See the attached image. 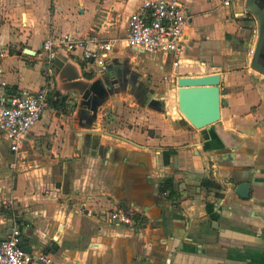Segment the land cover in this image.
<instances>
[{
  "label": "crops",
  "instance_id": "obj_1",
  "mask_svg": "<svg viewBox=\"0 0 264 264\" xmlns=\"http://www.w3.org/2000/svg\"><path fill=\"white\" fill-rule=\"evenodd\" d=\"M142 1L0 0V81L12 92L45 85L43 41L65 34L115 40L117 59L149 61L165 78L150 93L158 104L147 130L113 127L103 107L89 127L78 109L56 111V100L17 159L0 141V240L10 233L2 204L13 200L23 242L54 264H264V78L250 66L257 21L245 0H175L191 23L173 70L170 56L126 48L125 24ZM67 57L84 82L98 77L78 51ZM214 75L220 120L195 129L171 86ZM118 209L131 226L110 224Z\"/></svg>",
  "mask_w": 264,
  "mask_h": 264
},
{
  "label": "built area",
  "instance_id": "obj_2",
  "mask_svg": "<svg viewBox=\"0 0 264 264\" xmlns=\"http://www.w3.org/2000/svg\"><path fill=\"white\" fill-rule=\"evenodd\" d=\"M224 5L228 6L229 1ZM190 23L189 13L180 2L143 0L128 18L126 48L152 56H170L171 67L176 70L182 65L183 36ZM115 44V40L100 41L96 37L49 36L42 44L46 65L42 72L46 80L43 87L37 91L12 92L5 81H0V141L6 142L8 152L15 159L27 145L32 128L50 108L49 94L59 89L56 87L55 58L59 54L68 58L78 51L93 72L100 74L111 60L118 58ZM4 55V51L0 52V58ZM10 168L14 169L15 163ZM2 208L9 213L10 233L0 240V264H54L49 254L26 253L19 245L23 241L20 228L24 221L15 210L13 200L3 203ZM107 217L110 224L115 225L131 226L133 222L131 216L120 209Z\"/></svg>",
  "mask_w": 264,
  "mask_h": 264
},
{
  "label": "water",
  "instance_id": "obj_3",
  "mask_svg": "<svg viewBox=\"0 0 264 264\" xmlns=\"http://www.w3.org/2000/svg\"><path fill=\"white\" fill-rule=\"evenodd\" d=\"M243 8L246 12L252 14L257 21V42L252 54L250 66L252 70L264 78V0H245ZM105 12H99L97 15L94 24L96 31L103 25L106 16ZM24 53L29 54L30 52L24 50ZM135 54L140 55L145 53L135 52ZM129 61L130 58L128 57L121 60H111L106 70L98 74V77L92 83H101L102 88L106 92L119 86L117 72L122 71L123 67L129 64ZM53 63L57 81L60 84L59 89L55 92V96L62 98L70 92H75L81 98L86 99L89 95V84L91 83L82 80L77 69L65 56L59 54ZM218 84L219 77L214 75L201 78H179L171 86L172 90L177 89L178 111L195 129L206 128L219 122L221 101L219 98ZM63 88H65L66 93L62 91ZM143 93L153 106L158 104L156 100H153V96L147 90H144ZM100 111L101 107H95L93 105L86 110V117L91 120L89 127H92L93 120H95L96 114ZM236 192L240 197L246 198L247 187L240 185ZM19 245L26 253H30V250L22 240Z\"/></svg>",
  "mask_w": 264,
  "mask_h": 264
},
{
  "label": "rangeland",
  "instance_id": "obj_4",
  "mask_svg": "<svg viewBox=\"0 0 264 264\" xmlns=\"http://www.w3.org/2000/svg\"><path fill=\"white\" fill-rule=\"evenodd\" d=\"M121 22H118L116 27L122 25ZM125 26L127 28V23ZM148 62H141L140 59L128 62L129 64L123 67L122 71L117 72V80L120 83L118 88L114 87V89L106 92L101 83H91L89 84V95L86 99L81 98L75 92H70L61 98L60 107L55 108V110L61 113H70L78 109L80 118H85L84 120L89 125L91 120L86 117V110L92 105L99 106L105 108V113H107L105 121L114 122L113 127L125 125L138 131L147 130L149 115L153 114L154 106L149 103L143 92L147 90L153 94L155 89L159 88L158 83L165 81V78L154 73L153 66L151 67ZM45 67L46 65H44ZM127 86L130 88L128 89ZM51 94L53 92L49 94V98ZM168 99L170 100V93ZM42 116L45 117V113ZM148 132V137H152L153 131Z\"/></svg>",
  "mask_w": 264,
  "mask_h": 264
},
{
  "label": "flooded vegetation",
  "instance_id": "obj_5",
  "mask_svg": "<svg viewBox=\"0 0 264 264\" xmlns=\"http://www.w3.org/2000/svg\"><path fill=\"white\" fill-rule=\"evenodd\" d=\"M55 92L56 91H53V94L50 95L51 102H55L57 100V102L59 101L58 104L60 105L62 102V99L60 97H56Z\"/></svg>",
  "mask_w": 264,
  "mask_h": 264
},
{
  "label": "bare ground",
  "instance_id": "obj_6",
  "mask_svg": "<svg viewBox=\"0 0 264 264\" xmlns=\"http://www.w3.org/2000/svg\"><path fill=\"white\" fill-rule=\"evenodd\" d=\"M61 88H62V87H61ZM62 91H63L64 93H66V90H65V88H63V89H62Z\"/></svg>",
  "mask_w": 264,
  "mask_h": 264
},
{
  "label": "trees",
  "instance_id": "obj_7",
  "mask_svg": "<svg viewBox=\"0 0 264 264\" xmlns=\"http://www.w3.org/2000/svg\"><path fill=\"white\" fill-rule=\"evenodd\" d=\"M87 78H88V79H90V77H89V76H88Z\"/></svg>",
  "mask_w": 264,
  "mask_h": 264
}]
</instances>
